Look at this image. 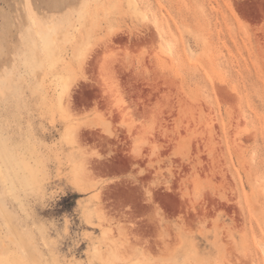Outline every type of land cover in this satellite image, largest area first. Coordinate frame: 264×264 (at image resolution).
Here are the masks:
<instances>
[{
	"label": "rangeland",
	"instance_id": "374dc122",
	"mask_svg": "<svg viewBox=\"0 0 264 264\" xmlns=\"http://www.w3.org/2000/svg\"><path fill=\"white\" fill-rule=\"evenodd\" d=\"M0 264H264V0H0Z\"/></svg>",
	"mask_w": 264,
	"mask_h": 264
}]
</instances>
